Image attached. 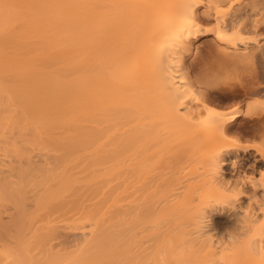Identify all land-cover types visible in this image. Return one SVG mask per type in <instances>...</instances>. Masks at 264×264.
<instances>
[{
	"label": "bare ground",
	"instance_id": "6f19581e",
	"mask_svg": "<svg viewBox=\"0 0 264 264\" xmlns=\"http://www.w3.org/2000/svg\"><path fill=\"white\" fill-rule=\"evenodd\" d=\"M263 30L264 0H0V264H264Z\"/></svg>",
	"mask_w": 264,
	"mask_h": 264
},
{
	"label": "rangeland",
	"instance_id": "374dc122",
	"mask_svg": "<svg viewBox=\"0 0 264 264\" xmlns=\"http://www.w3.org/2000/svg\"><path fill=\"white\" fill-rule=\"evenodd\" d=\"M258 16H259V14H257ZM206 26H210L211 25V22L210 23H206L205 24ZM264 31V30H263ZM207 38V39H206ZM208 39H210V37H204L203 39L201 38V39H199V40H197L196 42H195V46H194V51H193V54H189V55H187L186 57H185V60H184V62H183V65H185L187 68H189V71H190V75H192L193 76V78H195L196 77V74L197 75H199V74H201V73H206L207 71V73H210V71H212L213 69H214V65L213 64H211V62L212 61H210L211 59V57L210 56H204V54H206L207 53V44L206 43H208V42H210V41H208ZM207 40V41H206ZM206 46V47H205ZM201 54V55H200ZM198 55L200 56V57H198ZM196 56L198 57V58H200L201 60H199L198 61V58H196ZM202 56H204V57H202ZM210 57V58H209ZM194 58H195V60H194ZM203 59V60H202ZM210 59V60H209ZM200 64H202V65H200ZM204 64V65H203ZM207 64V65H206ZM211 64V65H210ZM200 65V66H199ZM255 65V64H254ZM254 65H252V67L254 66ZM258 65V63H256V65H255V69L256 70H258L259 71V69L257 68V67H259V66H257ZM201 66H202V71H201ZM251 66H250V68H252ZM243 69H236V70H233L231 73H234L233 75H235L238 79H237V81L239 80V77H240V79L241 80H244V79H249V76L250 77H252V74H254V75H256L257 73H258V71H256V72H252L251 70H250V68L248 69V68H244V67H242ZM260 68V67H259ZM216 69V68H215ZM218 70V69H217ZM216 70V71H217ZM245 70H247V71H245ZM215 71V70H214ZM239 71V72H238ZM249 71V72H248ZM242 72V73H241ZM240 73V74H239ZM256 73V74H255ZM195 75V76H194ZM249 75V76H248ZM243 78V79H242ZM215 89V90H214ZM213 89V91H211L210 92V94H211V96L209 95V97H213L212 98V100H214L216 103H219L220 102V104H222L221 102H225L226 104H230L229 106H236V105H238L237 103H235L236 101H234V102H229V103H227V101H229V100H226V96H228V95H231L230 93H228L227 94V92H226V94H224V92L225 91H221V90H219L218 91V89H217V87H215ZM217 90V91H216ZM220 92V93H219ZM224 94V95H223ZM218 95V96H217ZM216 99V100H215ZM222 99V100H221ZM224 99V100H223ZM219 101V102H218ZM231 107V108H232ZM237 125L236 126H244V124H245V121H244V118L243 117H241L240 119H239V121H238V123H236ZM258 139V140H257ZM261 139H259V138H255V141L256 142H252V141H254V139H252V141H251V143H255V144H259L261 141H260ZM257 141H260V142H257ZM250 143V142H249ZM262 143V142H261ZM264 143V142H263ZM262 145V144H261ZM264 145V144H263ZM262 145V146H263ZM258 146V145H257Z\"/></svg>",
	"mask_w": 264,
	"mask_h": 264
}]
</instances>
